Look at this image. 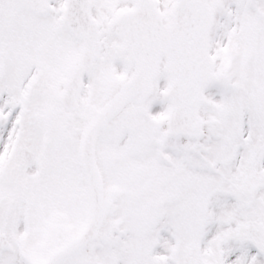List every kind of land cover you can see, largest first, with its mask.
I'll list each match as a JSON object with an SVG mask.
<instances>
[{"label": "snow or ice", "instance_id": "obj_1", "mask_svg": "<svg viewBox=\"0 0 264 264\" xmlns=\"http://www.w3.org/2000/svg\"><path fill=\"white\" fill-rule=\"evenodd\" d=\"M0 264H264V0H0Z\"/></svg>", "mask_w": 264, "mask_h": 264}]
</instances>
